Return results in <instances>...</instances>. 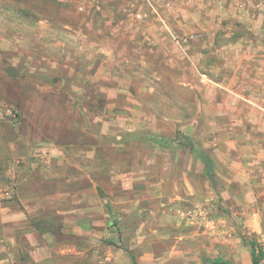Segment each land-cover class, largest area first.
Here are the masks:
<instances>
[{"label":"rangeland","instance_id":"obj_1","mask_svg":"<svg viewBox=\"0 0 264 264\" xmlns=\"http://www.w3.org/2000/svg\"><path fill=\"white\" fill-rule=\"evenodd\" d=\"M152 2L83 20L0 0V200L25 214L0 264H251L247 240L264 246V0Z\"/></svg>","mask_w":264,"mask_h":264},{"label":"built area","instance_id":"obj_2","mask_svg":"<svg viewBox=\"0 0 264 264\" xmlns=\"http://www.w3.org/2000/svg\"><path fill=\"white\" fill-rule=\"evenodd\" d=\"M65 3L67 6L73 8L81 17L88 19L93 18L97 14H103L112 10L114 6L129 7L135 5L138 2H142L145 6L152 10H155L152 0H59ZM165 7H168L169 0H165ZM260 9L264 11V4L260 2L257 5ZM139 17L140 15H136Z\"/></svg>","mask_w":264,"mask_h":264},{"label":"trees","instance_id":"obj_3","mask_svg":"<svg viewBox=\"0 0 264 264\" xmlns=\"http://www.w3.org/2000/svg\"><path fill=\"white\" fill-rule=\"evenodd\" d=\"M185 141V146H187L193 156L198 159L203 164L204 174L211 179L215 172L214 159L211 156V153L204 147L198 146L193 138L183 136ZM249 244V255L251 264H262L264 261V246L258 242L256 239L247 240ZM221 258L215 259L213 264H234L228 260L221 261Z\"/></svg>","mask_w":264,"mask_h":264},{"label":"crops","instance_id":"obj_4","mask_svg":"<svg viewBox=\"0 0 264 264\" xmlns=\"http://www.w3.org/2000/svg\"><path fill=\"white\" fill-rule=\"evenodd\" d=\"M83 20L85 18L81 17ZM250 54H247L246 56L249 57ZM254 55V54H253ZM245 56V55H244ZM252 56V55H251ZM29 170H33L31 166L28 168ZM67 180V178H66ZM31 186H37V183L35 181H27L24 179V182L21 181V183L18 185L19 192L17 196V201H22V196L24 195V187L25 185ZM22 187L23 189H20ZM32 188V187H31ZM31 191L35 193V189L33 188ZM20 193H22L20 195ZM25 214L22 212L19 208V203L9 200H0V232L5 227H9L10 223H13L17 227L19 226L20 221H24Z\"/></svg>","mask_w":264,"mask_h":264}]
</instances>
